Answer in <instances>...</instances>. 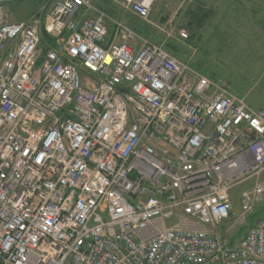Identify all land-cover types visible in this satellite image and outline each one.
<instances>
[{
    "label": "built area",
    "instance_id": "built-area-1",
    "mask_svg": "<svg viewBox=\"0 0 264 264\" xmlns=\"http://www.w3.org/2000/svg\"><path fill=\"white\" fill-rule=\"evenodd\" d=\"M10 1L0 264H264V213L237 244L223 236L264 199V110L92 0H48L26 21L8 20ZM113 1L145 19L155 0Z\"/></svg>",
    "mask_w": 264,
    "mask_h": 264
},
{
    "label": "rangeland",
    "instance_id": "rangeland-1",
    "mask_svg": "<svg viewBox=\"0 0 264 264\" xmlns=\"http://www.w3.org/2000/svg\"><path fill=\"white\" fill-rule=\"evenodd\" d=\"M108 1L120 13L118 19L131 29L133 25L138 27L137 34L143 40L161 45L214 83L223 84L251 108L264 110V0H198L205 2L211 15L194 36H190L186 27L185 13L197 0H155L145 19L123 9L119 2ZM92 2L97 4L98 0ZM43 4L37 0H11L8 20H29ZM127 14L132 16L131 20ZM253 182L250 179L232 188L234 215L231 218L240 213L241 191ZM263 209L264 199L245 216V222L237 229L224 233V238L237 244L244 231L263 215Z\"/></svg>",
    "mask_w": 264,
    "mask_h": 264
},
{
    "label": "trees",
    "instance_id": "trees-1",
    "mask_svg": "<svg viewBox=\"0 0 264 264\" xmlns=\"http://www.w3.org/2000/svg\"><path fill=\"white\" fill-rule=\"evenodd\" d=\"M37 1L39 2V4H42V3L47 2L48 0H37ZM96 5L102 10H104L105 12H107L110 16L117 18V19L120 18V13L117 11V9H115V6L108 0L106 1L98 0V3ZM205 5L206 4L204 1L202 2V1L197 0L194 6L189 8L185 13L186 20H187L186 27L191 33L190 36L196 35V33L205 25L206 21L209 19L211 15V12H210L211 10L207 9ZM127 16L130 18L129 20L132 19V16H130L129 14H127ZM119 20H122V19H119ZM122 22L124 21L122 20ZM132 29L135 32L138 31V27L136 28V26L134 25L132 26ZM44 41L49 42L50 40L47 37H44ZM229 242L231 244H234L232 241H229Z\"/></svg>",
    "mask_w": 264,
    "mask_h": 264
}]
</instances>
